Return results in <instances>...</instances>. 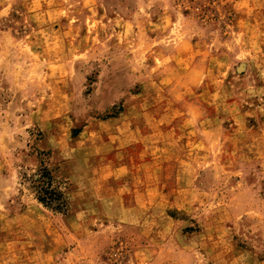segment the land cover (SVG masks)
Here are the masks:
<instances>
[{"label":"rangeland","instance_id":"1","mask_svg":"<svg viewBox=\"0 0 264 264\" xmlns=\"http://www.w3.org/2000/svg\"><path fill=\"white\" fill-rule=\"evenodd\" d=\"M0 264H264V0H0Z\"/></svg>","mask_w":264,"mask_h":264},{"label":"trees","instance_id":"2","mask_svg":"<svg viewBox=\"0 0 264 264\" xmlns=\"http://www.w3.org/2000/svg\"><path fill=\"white\" fill-rule=\"evenodd\" d=\"M38 200L46 207L62 211L66 205L64 192L54 185V177L47 167L40 168L30 177Z\"/></svg>","mask_w":264,"mask_h":264}]
</instances>
